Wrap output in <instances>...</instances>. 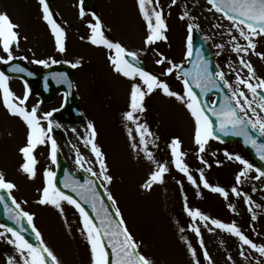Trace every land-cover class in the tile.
I'll return each instance as SVG.
<instances>
[{"label":"rangeland","instance_id":"obj_1","mask_svg":"<svg viewBox=\"0 0 264 264\" xmlns=\"http://www.w3.org/2000/svg\"><path fill=\"white\" fill-rule=\"evenodd\" d=\"M82 2L83 0H54L53 9L58 14V24L66 33L64 53L56 50L55 38L42 18L38 0H0V12H7L12 21L19 25V45L14 47L16 57H26L23 61L37 68L43 66L31 63L33 59L51 57L56 59L58 64L69 65L71 64L68 62L80 61V66L74 68L73 75L77 102L87 124L91 122L95 125L96 143L105 153L109 174L113 176L112 183L107 186L108 190L118 202L129 230L137 241L142 242L141 251L155 264H193L187 245L181 239L183 236L197 249L201 264H208L204 260L199 238L189 230L193 222L184 212L185 197L190 207L224 222L235 221L254 242L264 243V178L249 179L238 186L255 204L261 206L254 209L257 219L253 221L252 213L249 212L243 197L237 198L231 193V188L236 186L235 176L242 165L228 160L224 152L226 150L239 154L238 148L211 140L203 154L211 167L201 164L197 156V146L193 141L194 121L183 104L174 98L163 96L159 90L145 98L146 111L138 115L141 122L146 123L154 136L158 137L155 145L151 143L150 138L149 150L157 161L168 164L169 171L165 174L164 182L154 184L151 190L141 187L155 165L144 157L143 152H134L130 147L126 124L133 129L135 126L123 120V113L128 110L132 81L112 70L109 56L114 55L113 51L92 45L88 41L90 30L87 25L94 20L93 15L85 11L81 17ZM95 3L94 14L102 20L104 28L112 37L111 40L121 43L129 50L139 52L140 60L147 70L160 75V78L166 80L177 92H183V84L175 74L161 75L167 65L156 64L155 61L159 57L154 49L174 62L184 64L188 23L198 26V33L204 38L208 48L216 54V63L221 69L226 73L230 72L227 67L229 62L239 67L236 54L228 44L229 22L219 13L209 12L210 6L206 0H177L175 5H172L171 0H159V8L162 9L168 26L165 33L167 40L152 46L144 45L146 25L139 14L137 0H95ZM184 12L189 15L181 20ZM215 24H223L224 27L216 28L213 26ZM256 43V51L264 53V36L258 37ZM216 44H225V48L218 49ZM217 52L222 54L217 55ZM246 58L253 63L257 75L264 77V60L256 55ZM228 78L232 80L234 75H229ZM9 83L12 91L22 97L24 88L21 82ZM59 102L60 99L57 98L53 105L42 106L35 97L29 95L27 106L31 109L33 105L39 104V111L43 113L59 109ZM5 110L0 100V172L7 180L16 184L12 195L21 202L24 210L34 214L35 227L60 264H90L89 245L81 234L80 217L75 208L66 202L63 204L66 222L65 217L54 207L37 203L40 198L38 190L44 185V170L54 171L49 158V148L41 145L35 150L38 161L37 175L35 179H29L19 170L23 163L19 148L26 143V126L22 120L9 115ZM87 124L84 129H75L68 136V144L73 146L74 153L66 154L67 161L70 169L76 173L80 170L75 164L77 151L86 160L92 161L98 171L95 157L82 139L88 135ZM174 137H178L182 142V151L186 153L184 160L194 178L199 182V170L203 169L210 184L225 187L229 192L228 200L203 188L202 185L199 188L193 186L171 165L168 145ZM54 138L59 151L64 153L60 140L55 136ZM217 161L221 163L218 165ZM87 166L86 164L85 167ZM256 175L254 170L249 173L253 178ZM254 188L256 191H253ZM229 203L235 205V212L229 209ZM198 226L201 227L204 245L214 264H232V261L227 259L228 256L232 257L235 264H256L255 260L245 261L240 257L239 241L235 237L219 230L210 232L203 226V222H198ZM181 227L185 229L183 233L179 232ZM248 251L252 257L264 261L257 253ZM12 254L13 248L0 239V264H6V257Z\"/></svg>","mask_w":264,"mask_h":264},{"label":"snow or ice","instance_id":"obj_2","mask_svg":"<svg viewBox=\"0 0 264 264\" xmlns=\"http://www.w3.org/2000/svg\"><path fill=\"white\" fill-rule=\"evenodd\" d=\"M38 2L41 5L42 18L50 27L55 38L56 50L64 53L66 51L64 29L53 19L47 0H38ZM176 2L177 0H171L172 5H175ZM207 4L210 6L209 12L219 13L229 22L227 35L230 39L228 44L231 46V51L236 54L239 67L234 66L233 62H229L227 67L230 72L226 73L219 65L213 66L211 61L205 57L203 49L197 47L193 41V32L198 26L188 23L189 35L184 60L191 64L190 68H185L183 63H176L154 49L159 57L155 61L156 64L167 65L161 75L172 76L175 74L183 84L182 93L173 90L166 80L160 78V75L151 73L142 67L139 52L129 50L121 43L108 38L100 17L93 14L94 22H89L87 25L90 30L88 41L92 45L113 51L114 55L109 56L112 70L132 81L128 110L123 113V120L135 126L133 129L126 124L132 150L137 153L143 152L144 157L155 165L149 178L141 185L145 190H151V187L156 183H163L165 174L169 171L168 164L157 161L149 150L150 138L151 143L155 145L158 137L154 136L146 123L141 122L138 115L146 111L145 98L157 90L163 96L179 101L190 114L194 121L193 141L197 146V156L201 164L211 167L203 155L209 141L221 140L223 142L222 137L229 136L241 138L243 144L251 147L258 159L264 161V77L257 75L253 63L246 58L249 55H256L264 60V53L256 51V39L264 36V0H207ZM137 5L139 14L146 25L144 45L152 46L159 41H166L165 33L168 31V26L163 11L159 8V0H137ZM83 15L84 11L81 7V17ZM188 15V12H184L180 19L184 20ZM213 26L224 27L223 24ZM18 28L19 25L12 21L7 12H0V53H2L0 54V64L9 65V73H25L26 71L20 64L12 63L16 59H27L24 56L16 57L14 55V46H18L20 40ZM216 48L223 50L225 44H216ZM220 54L222 53L217 52V55ZM31 63L48 68L50 64H56L58 61L50 57L48 59H33ZM68 63L72 68L80 66L79 60ZM27 75L30 76L32 73H27ZM229 75H234V79L230 80ZM53 77L71 88V82L65 73H53ZM11 78L5 72L0 71V100L9 115L18 117L26 126V143L19 148L23 157V163L19 170L29 179H35L38 161L34 153L38 146H47L52 164L58 163L59 147L52 135L56 128L61 127L53 119L54 113L58 109L41 113L39 104L33 105L29 109L27 102L30 92L27 83H25L23 96H17L10 87ZM213 91L220 95L216 100L207 99L209 93ZM87 130L88 135L82 138L83 143L90 148L95 157L98 171L93 166V162L86 160L79 151L76 152L75 164L90 177L96 179L86 177L83 182H80L66 173L65 179L59 182L63 188L68 189V192H65L57 186L56 172L45 169L43 173L44 185L42 189L38 190L40 198L37 203L54 207L62 217H65L63 208L65 202L75 208L80 217L81 234L89 245L90 264H155L141 251L142 242L137 241L129 230L118 202L108 190L107 186L112 183L113 176L109 174L105 153L96 143L97 130L94 123L89 122ZM168 148L171 154V165L182 173L189 183L197 188L202 185L203 188L219 194L224 199H229V192L225 187L210 184L203 169L199 170V182L194 178L189 165L184 160L186 153L182 151V142L178 137H174L170 141ZM224 155L228 160H234L242 165L235 176L236 186L231 188V193L237 198L243 197L249 212L252 213V220L255 221L257 217L254 209L261 206L255 204L252 198L241 191L238 186L249 179L261 180L264 178V169L256 168L239 154H232L225 150ZM220 163L217 161L218 165ZM86 164L87 167H85ZM253 170L257 172L254 178L249 176ZM178 183L180 182L178 181ZM98 186L104 188L103 196L110 203H105L101 193L97 190ZM16 187L14 182L7 180L0 172V193H3L0 194V205H3L7 219L14 225L13 227L6 223H0V229H2L0 239H3L14 250V254L6 257V264H60L54 252L44 243L41 233L35 227L34 214L24 210L21 202H18L12 195ZM253 191L256 189L254 188ZM9 200L12 207L7 202ZM85 206L91 209V214ZM228 207L233 212L236 211L235 205L229 203ZM184 212L193 222L189 230L199 238L204 260L208 264H214V261L204 245L198 222H203V226L210 232L219 230L235 237L239 241V255L243 260H255L256 264H264V261L252 257L248 251L251 250L257 253L260 258H264V243L254 242L235 221L224 222L221 219L212 218L199 209L190 207L186 197ZM25 221L34 234L37 244L31 243L25 237L24 233L27 230ZM184 231L183 227L179 228L180 233ZM181 239L187 245L193 264H201L197 249L185 237L181 236ZM227 259L235 264L231 256H228Z\"/></svg>","mask_w":264,"mask_h":264},{"label":"water","instance_id":"obj_3","mask_svg":"<svg viewBox=\"0 0 264 264\" xmlns=\"http://www.w3.org/2000/svg\"><path fill=\"white\" fill-rule=\"evenodd\" d=\"M51 2H52V0H47L48 5ZM93 6H94L93 0H86V4H85L84 8L93 10L94 9ZM51 12H52V10H51ZM52 14H53V12H52ZM193 41L197 47H201L203 49L205 57L209 61H211L213 66H215V64H213L214 60H215V56L212 55L209 52V50L204 46L202 40L200 39V36L198 35V33L196 32L195 29L193 32ZM193 58H195V57H193ZM12 63L13 64H20V66L25 68V70H26L25 73H9L8 72L9 65L0 66V71L5 72L7 75L11 76L12 78L22 79L25 83H27L29 91L37 94L44 101V103H52L55 99V96L59 92H64L65 93V101L63 102L64 103L63 112L65 114L71 116L75 123H81L83 121L82 117L79 114L80 112H79L78 107H77L76 97L73 94L72 69H70L69 67H66V66H61V67H53V68H50V69L45 70L43 72H38V71H35L32 68H30L25 63H20L16 60H14ZM190 67H191V64L187 63L185 68H190ZM27 73H32V75L29 76V75H27ZM53 73H65L68 77V80L71 82V88H69L67 84L61 83L58 80H56L53 77ZM211 95L214 96L215 100H216L218 95H220V94L213 91L212 93H209V96L207 99H209L211 97ZM73 115H75V117ZM81 124L83 125V123H81ZM217 141H219L220 143H223V144H229V145H233V146L239 145L240 151H241L242 156L244 158H248L250 160V162L256 168L264 169V161H260L258 159V157L256 156L254 150L249 146H245L243 144L241 138L229 136V137H222L223 142H221V140H217ZM63 170H64V166H62L61 170L58 171V175L56 176L57 186L60 187L61 190L68 192V189L63 188V185L61 183H59L60 181H63L65 179L66 172H64ZM69 176L76 179V180H79L80 182H83V180L86 178L85 177L83 179H79V178L74 177L70 174H69ZM88 178L93 179L91 177H88ZM97 190L101 193V196L105 200V203L108 204L106 201V198L102 195L103 193H102V190L100 189L99 186H98ZM0 194H3V193H0ZM7 202L9 204V206L12 207L11 201L9 200ZM85 207H86V210L89 211V213L91 214L90 208H88L87 206H85ZM0 222L9 224L10 226L14 227V225L11 224V221H9L7 219L5 212H4L3 205H0ZM24 224H25V228L27 229L26 232L24 233L25 237L27 239H29V241L31 243L37 244L38 242L35 240L34 234L31 232V229L27 226V222L25 221Z\"/></svg>","mask_w":264,"mask_h":264},{"label":"flooded vegetation","instance_id":"obj_4","mask_svg":"<svg viewBox=\"0 0 264 264\" xmlns=\"http://www.w3.org/2000/svg\"><path fill=\"white\" fill-rule=\"evenodd\" d=\"M53 133H58V131L55 129Z\"/></svg>","mask_w":264,"mask_h":264}]
</instances>
